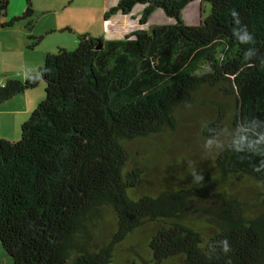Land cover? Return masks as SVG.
Masks as SVG:
<instances>
[{
    "label": "trees",
    "instance_id": "16d2710c",
    "mask_svg": "<svg viewBox=\"0 0 264 264\" xmlns=\"http://www.w3.org/2000/svg\"><path fill=\"white\" fill-rule=\"evenodd\" d=\"M194 1L117 0L104 20L141 4L140 24L156 8L176 21L120 38L78 34L75 49L0 85L4 102L45 82L20 138H0V243L13 264L118 262L116 247L147 225L139 262L119 264H264V144L247 147L264 133V0H197L210 13L188 25L180 14ZM233 11L253 45L233 37ZM192 115L212 146L197 168L167 153ZM152 135L164 136L159 149L143 146ZM159 164L173 177L135 193ZM233 181L256 185L257 209L229 192Z\"/></svg>",
    "mask_w": 264,
    "mask_h": 264
},
{
    "label": "rangeland",
    "instance_id": "374dc122",
    "mask_svg": "<svg viewBox=\"0 0 264 264\" xmlns=\"http://www.w3.org/2000/svg\"><path fill=\"white\" fill-rule=\"evenodd\" d=\"M34 2H30V6L28 7V3L26 0H8V6H10V10H13L11 14H13V24L10 27L5 26L3 29L2 40L3 46H0L3 51V61L2 55L0 53V85L5 81L6 78H16V79H24L25 75H28L29 72H37L38 68L41 67L44 63L45 55L47 52H56L59 47H64L66 49L72 50L77 47L78 43V34L85 33L87 29H92L94 31L100 30V27L103 25L104 16L103 13L112 5H115L117 0H72V2H66L63 7L64 10L60 11H48L43 12L40 4ZM40 0H38L39 2ZM46 0H42L45 2ZM64 0H59L58 3H63ZM107 2V6L105 3ZM62 7V6H61ZM32 9V14L29 16L22 17V15L28 10ZM210 3L208 2H199L194 1L190 3L180 14V19L188 24V25H196L201 22V20L206 17L210 13ZM143 5L136 4L131 12L127 15H118L116 17L119 26L115 24V33H112L114 38L123 37L125 34L130 33L132 30H136L138 28L149 30L154 24L161 23H169L175 22V18L168 17L162 8H156L152 14L148 17L146 23L140 24L139 19L142 15ZM21 16V17H20ZM19 17V18H18ZM18 18V19H15ZM32 22L30 26L29 23ZM111 23V24H113ZM35 27L37 33L40 30L48 29L52 27L54 30L51 31L50 28L46 35L43 33L36 34L37 38H41L40 40V49H47V52L44 56L39 58V53L35 51L33 54L25 56V61L33 60L31 70L27 68H21L22 65L19 64L15 52H14V43L21 36V32H14L15 30H20L21 28H25V30L31 31V29ZM70 29V30H69ZM20 61V60H19ZM25 74V75H24ZM24 75V76H21ZM30 96L34 99V105L36 106L41 99L45 96V82L40 81L35 88L29 89L27 91ZM210 94H214L213 92ZM34 106V107H35ZM20 127L15 131H11V127L5 128L0 127V135L5 138H10L11 141H16L20 138ZM174 136V144L170 145L167 149V153L170 157L174 158L175 156L181 155L183 158V163L188 166L191 165L195 168L199 167L198 162L200 158L206 157L209 154V150L212 146L206 142L201 137L200 132V124L197 123L196 117L192 116H183L177 122V128L175 132L171 134ZM2 138V137H0ZM164 139V136L161 135H152L147 137L144 140L143 146L146 148H153L154 144L157 145L154 147L157 148L159 142ZM139 147L136 142H132L128 144V149L130 153H132L133 148ZM159 149V148H157ZM152 155H155V152L152 151ZM132 160V155H131ZM153 169H146L144 173V183L142 181V185L136 190L137 192H154V189L161 185L158 181L159 179H168L170 180L173 177L174 171L167 175L169 167L165 168L161 164H159L154 171ZM156 172L157 178L151 179L150 175H153ZM170 178V179H169ZM176 180V179H175ZM172 181L171 185L176 184V181ZM141 183V181H140ZM149 184L151 186H149ZM141 185V184H140ZM229 192H233L235 196L240 197V200H248L251 204L250 207L253 209H257L253 204L255 203V192L256 185L253 183H241L235 182L229 183ZM199 202L203 206H207L209 202L207 198H203ZM149 225L145 226L140 230H136L130 233L127 238L116 247L115 257L116 261L120 262L122 259L126 257L134 258L139 262V258L136 256L140 251H145L146 242L149 239ZM142 257H146L143 255ZM118 262H112L110 264H119ZM0 264H13L11 256L3 249L0 243Z\"/></svg>",
    "mask_w": 264,
    "mask_h": 264
},
{
    "label": "crops",
    "instance_id": "0c3cea01",
    "mask_svg": "<svg viewBox=\"0 0 264 264\" xmlns=\"http://www.w3.org/2000/svg\"><path fill=\"white\" fill-rule=\"evenodd\" d=\"M58 1L59 0H46L45 2H42V0H40L38 2V0H36V3L40 4L43 12H48L52 10L54 11L64 10L63 7L65 6L66 2H72V0H64L63 3H58ZM30 2L32 4V2L34 1L30 0ZM105 5L107 6V2L105 3ZM29 6H30V3L28 7ZM12 11L13 10H10V6H8L7 13H0V46H3L4 44L2 40V34L5 33L3 32L4 27L5 26L10 27L14 25L13 20H12L14 13L11 14ZM118 15H122V14H115L111 16L110 18H108L107 20H104L105 22L100 27L99 32L94 31L92 29H87L85 32L95 37L102 35L105 38H114L115 36L111 35L112 33H115V24L113 22L117 21L116 17ZM8 22H11V24L3 26V23H8ZM117 25L118 26L120 25L118 21L116 23V27ZM50 28L40 30L39 33H43L44 35H46ZM50 30L53 31L54 29L52 28ZM14 32H21V36L13 44L16 58L19 64L22 65L21 68L28 67L31 70V67H29V65H32L33 60L30 59V60H27L26 62L25 56L33 54L35 51H37L40 54L39 58L41 59V56H44V54L47 52V49L45 50H43V48L40 49L41 47L39 45H40L41 38L36 37V34H39V33H37V30H35V27H33L31 31L25 30V28L24 29L21 28L20 30H15ZM31 44L32 46H29ZM0 53L2 55V61H3V51L1 50V48H0ZM30 73H34V72L31 71L28 74ZM24 75H21V76H24ZM26 76L27 75H25L24 77ZM27 91L28 90L24 91L23 93L17 94L9 100L0 102V127H3V126L5 128L11 127V131L13 132L17 130L18 127H20L23 121L27 119L30 112L34 109V106H35L33 97L30 96V94ZM0 137H3V136L0 135ZM7 139H10V138H7Z\"/></svg>",
    "mask_w": 264,
    "mask_h": 264
},
{
    "label": "clouds",
    "instance_id": "9594fccd",
    "mask_svg": "<svg viewBox=\"0 0 264 264\" xmlns=\"http://www.w3.org/2000/svg\"><path fill=\"white\" fill-rule=\"evenodd\" d=\"M231 15L233 17V24H234V28L232 31L233 37L236 38L237 41L241 44L249 45V46L253 45L255 42L254 36L250 32H248L246 27L241 25L239 19L237 18V14L234 11L231 13ZM253 55H254V51L251 47H249L246 52V58H250ZM257 126L258 125L255 122H253V124L250 125L249 127L255 129V127ZM260 144H264V133L258 134L255 141H249L247 143V147L249 148V150H256L257 146ZM222 250L225 253L228 252V247L226 242H224V246Z\"/></svg>",
    "mask_w": 264,
    "mask_h": 264
},
{
    "label": "water",
    "instance_id": "95a60500",
    "mask_svg": "<svg viewBox=\"0 0 264 264\" xmlns=\"http://www.w3.org/2000/svg\"><path fill=\"white\" fill-rule=\"evenodd\" d=\"M7 3H8V0H5L2 4H0V10H4V13H6V9H7ZM32 9H28L23 15L22 17H25V16H29L32 14ZM21 17V16H20ZM19 18V17H18ZM18 18H15V19H18ZM37 43V42H36ZM101 44H98L97 45V48L100 47Z\"/></svg>",
    "mask_w": 264,
    "mask_h": 264
},
{
    "label": "flooded vegetation",
    "instance_id": "af4514ba",
    "mask_svg": "<svg viewBox=\"0 0 264 264\" xmlns=\"http://www.w3.org/2000/svg\"><path fill=\"white\" fill-rule=\"evenodd\" d=\"M1 1V0H0ZM0 4H1V2H0ZM0 13H4V10H0ZM6 13H7V9H6Z\"/></svg>",
    "mask_w": 264,
    "mask_h": 264
}]
</instances>
